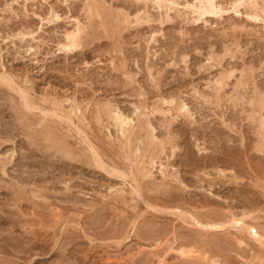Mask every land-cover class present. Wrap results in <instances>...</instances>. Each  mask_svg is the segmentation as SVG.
I'll list each match as a JSON object with an SVG mask.
<instances>
[{
  "label": "rangeland",
  "instance_id": "374dc122",
  "mask_svg": "<svg viewBox=\"0 0 264 264\" xmlns=\"http://www.w3.org/2000/svg\"><path fill=\"white\" fill-rule=\"evenodd\" d=\"M87 1L0 0V72H4L0 73V264H157L162 255H165L166 264H193L170 251L174 244L176 249L182 246L185 249L198 248L197 251L201 249V253L206 251V256L210 253L208 257L219 264H264V246L253 241L247 232L242 234L246 244L239 245L236 240L238 229L229 226L206 232L193 226L192 219L186 214L190 211H210L212 215L217 213L224 217V212L227 214L229 210L238 214L249 210L259 218L253 223L259 226L258 229L261 225L264 228V145L260 148L261 152L256 150L260 138L258 121L248 117L259 113L255 106L254 109L249 104L254 98V89L257 87L256 90L264 95V22L248 18L243 7L241 14L230 11L221 19L211 18L206 23L193 21L192 15L185 14L182 8H179L181 11L176 12L175 9L168 13L162 10L163 14L149 3L147 10L151 20L140 25H128L120 22L122 13L119 11L122 9L123 13L130 15V20L134 19L137 12L133 7L135 1L105 0L100 10L102 16H97L93 8L90 14L89 3L93 7L94 4L92 0ZM232 1L219 0L226 7ZM262 1L258 2L263 5ZM52 8L61 19H52ZM113 14L118 17L115 19ZM165 14H170L171 19ZM105 15L108 19L107 16L103 18ZM74 16L76 18L72 20ZM86 16L91 19H86ZM78 17L82 20L81 24L87 22L86 29L92 33L85 34L81 49L62 51L60 46L64 34L74 27ZM21 33H24V38ZM224 70L231 76L220 92L221 98L217 99L213 82ZM127 75L133 79L130 80ZM2 77L11 78V82L8 81L7 85ZM240 78L246 81L245 84L242 82V86L239 85ZM18 83H21L20 88L28 89L32 107H27L21 99ZM235 91L241 95L236 92V96ZM163 96L185 100L191 109V116L177 117L174 110L167 111L169 106L163 103ZM59 97L67 99L60 102ZM203 98L207 99L206 102ZM54 101L62 104V109L54 107ZM35 102L36 105L40 103V107L37 106L39 110ZM72 102L81 108V112H70L75 107ZM19 103L21 106L17 105ZM107 104L114 109L118 105L117 109L121 112L134 115L137 125L138 120L149 119L159 139H173L163 152H160L161 146L156 149L158 144L150 146L149 155L159 156L161 160L156 159L155 165L146 162L147 168L149 166L153 170V176L147 177L148 180L134 179L138 176L133 174L136 172L134 165H129L133 157L129 153V144L124 142L120 133L115 132V126L111 127L112 123L102 112ZM52 108L57 109V115ZM45 109H49L51 114ZM136 110L139 112L136 113ZM146 110L150 112L147 111L149 118L143 113ZM69 114L73 120L69 121L75 125L66 118ZM21 117L26 118L23 121ZM64 120L68 125L64 124ZM79 128L82 129L80 132ZM7 132L12 133L11 140ZM132 135L131 145H138L134 132ZM51 138L67 144L73 152L76 150L75 160L57 151ZM118 140L122 141L120 146ZM175 143L178 147L172 154L171 144ZM197 144L204 150L199 152ZM120 150L124 154H119ZM95 154L103 162H100L101 167ZM88 155L91 162L87 159ZM123 157L127 161L122 160ZM9 158L10 162L2 166ZM161 161L164 165L170 164L167 170L185 181L187 189H183L177 178L162 179ZM113 167L119 169V178ZM220 170L223 171L221 174ZM106 171L110 174L107 175ZM111 172L112 176H109ZM23 179L24 182L21 181ZM139 183L142 187L139 190L136 188V195L134 187H139ZM110 187L114 190L121 188V193L120 190L112 193ZM20 196V202L16 201ZM149 203L158 205L162 211L152 209ZM173 207L179 210L171 211ZM180 209L183 212L180 213ZM178 211L180 215L171 214ZM133 221L136 224L132 230ZM196 240H199L198 244ZM194 264L205 263L197 260Z\"/></svg>",
  "mask_w": 264,
  "mask_h": 264
},
{
  "label": "bare ground",
  "instance_id": "6f19581e",
  "mask_svg": "<svg viewBox=\"0 0 264 264\" xmlns=\"http://www.w3.org/2000/svg\"><path fill=\"white\" fill-rule=\"evenodd\" d=\"M14 1H16V0H14ZM87 1V0H86ZM89 1V0H88ZM87 1V2H88ZM91 1V0H90ZM89 1V2H90ZM93 1V3L92 4H94V7L91 5V2L89 3L90 4V6H88L89 7V11H91L90 12V14H92L93 12H92V8L94 9V12L96 11V14H97V16H102L101 14V9H102V7H103V5L105 4V0H92ZM109 0H107V2H108ZM119 1V0H118ZM125 1V0H124ZM127 1V0H126ZM132 1H135V3H136V5L135 6H133L134 8L136 7V14H135V17H134V19H132V20H130L129 19V17H130V15L128 14V13H123V11H122V9H120V13H122L121 14V17L122 18H119L121 21V23H122V21L123 22H126V24H128V25H130V24H136V25H140V24H142V23H148L151 19H150V16H149V11L147 10V8H148V5H149V3L151 4H153L154 6H156L159 10H161V12H162V10H166L167 11V13L169 12V10H170V12H171V10L173 11V10H175L176 9V12L177 11H181L179 8H182L185 12V14H187L188 13V16L189 15H192V19H193V21H195V22H199V21H203V22H209L208 21V19H211V18H215V17H219L220 19H221V17L224 15V14H227V12H228V14H230L229 12L230 11H233L234 13H236L237 15L238 14H241L240 12H241V8L243 7L245 10H246V16H248V18H250V19H252V20H255V21H258V20H262L263 22H264V4L262 5V4H260V2H258L259 0H233L232 2H230V4H229V8L228 7H226V6H224L223 4H221L220 2H219V0H194V1H186L185 3H181L179 0H132ZM264 1V0H263ZM262 1V2H263ZM115 2H117V0L115 1ZM86 3V2H85ZM104 3V4H103ZM111 3V2H110ZM264 3V2H263ZM88 4V5H89ZM113 4V3H112ZM117 4V3H116ZM119 4V3H118ZM123 4V3H122ZM260 4V5H259ZM108 5V4H107ZM111 5V4H110ZM125 5V4H124ZM92 6V7H91ZM119 6H122L121 4L119 5ZM86 7H87V5H86ZM111 7V6H110ZM142 7H144V9H142ZM113 8H114V6H113ZM126 8V7H125ZM53 9V8H52ZM154 9V8H153ZM107 10V9H106ZM105 10V11H106ZM150 10V9H149ZM152 10V9H151ZM156 10V9H155ZM88 11V10H87ZM100 11V12H99ZM109 11H110V8H109ZM116 11V10H115ZM118 11H116V12H118ZM132 11V10H131ZM135 11V10H134ZM103 13H104V9H103V11H102ZM107 12V11H106ZM116 12H115V14H116ZM154 12V11H153ZM187 12V13H186ZM56 13V12H55ZM54 13V9H53V16H52V19H54V20H58V18H59V15L58 14H55ZM111 13H112V11H111ZM163 13V12H162ZM165 13V12H164ZM163 13V14H164ZM86 14V13H85ZM110 14V13H109ZM117 14H119V13H117ZM161 14V13H160ZM182 14V13H181ZM227 14V15H228ZM69 15V14H68ZM80 15V14H79ZM86 15H88V13L86 14ZM107 15H108V13H107ZM107 15H105V17H103V18H106V16ZM166 15V14H165ZM170 15V14H169ZM169 15H166V17H168L169 18ZM73 16V15H72ZM92 16H94V15H92ZM112 16H114V14L112 15ZM117 15H115L114 16V18L116 17ZM154 16V15H153ZM171 16V15H170ZM85 17V16H84ZM90 17H91V15H90ZM89 17V19H91ZM95 17H96V15H95ZM118 17V16H117ZM120 17V16H119ZM159 17V16H158ZM163 17V16H162ZM166 17L164 18V20L166 19ZM71 18V17H70ZM73 18H76V16H74V17H72V20H73ZM98 17H96V19H97ZM101 18V17H100ZM99 18V19H100ZM111 18H113V17H111ZM132 18V17H131ZM176 18V17H175ZM59 19H61V18H59ZM78 20H76V23L74 24V27H72V29H68V31H66L65 32V34H64V38L62 39L63 41H62V44H61V48L60 49H62V51H65V52H73V51H75V50H77L78 48L79 49H81L82 48V46H83V42H82V40L84 39V36H85V34L86 35H90L92 32L90 31V30H87L86 28H87V26H86V24H87V22L86 23H84V22H82V24H84V25H82L81 23H80V21H82L81 19L79 20V17L77 18ZM84 19V18H83ZM86 19H88L87 18V16H86ZM85 19V20H86ZM88 19V20H89ZM107 19H108V16H107ZM106 19V20H107ZM116 19V18H115ZM118 19V18H117ZM169 19H171V17L169 18ZM169 19H167V21L169 20ZM84 20V21H85ZM249 20V19H248ZM251 20V21H252ZM71 21V20H70ZM91 21H93V20H91ZM103 21H104V19H103ZM116 21V20H115ZM172 21V20H171ZM190 21V20H189ZM218 21V20H217ZM47 22V21H46ZM72 22H74V21H72ZM162 22V21H161ZM92 23V22H91ZM105 23V22H104ZM103 23V24H104ZM108 23V22H107ZM170 23V22H169ZM102 23H101V25H103ZM94 25V24H93ZM96 25V24H95ZM100 25V24H99ZM99 25H98V27H99ZM235 25V24H234ZM104 26V25H103ZM107 26V25H106ZM89 27V26H88ZM91 27V26H90ZM90 29H93V27H91ZM118 29V28H117ZM85 30L87 31V33L85 32ZM126 30V29H125ZM107 31V30H106ZM33 33L35 32V31H32ZM26 33V32H25ZM28 33V32H27ZM109 33V32H108ZM107 33V34H108ZM20 34V33H19ZM22 35L24 34V33H21ZM29 34V33H28ZM110 34V33H109ZM108 34V35H109ZM26 36H27V34H26ZM34 36V35H33ZM23 38H24V35L22 36ZM30 37H32L31 36V34H30ZM34 38L35 37H33V40H34ZM90 38V37H89ZM156 38V37H155ZM155 40V39H154ZM81 47V48H80ZM123 47V46H122ZM150 47V46H149ZM32 48V47H31ZM84 48V47H83ZM111 50V49H110ZM125 50V49H124ZM64 52V53H65ZM110 53V52H109ZM227 54H228V52H227ZM212 55V54H211ZM210 55V56H211ZM215 56V55H214ZM216 58H218V56L216 57ZM129 60V59H128ZM186 60V59H185ZM184 60V61H185ZM211 61H213V59H212V57H211V59H210ZM214 62V61H213ZM218 63L220 62V61H217ZM112 63V62H111ZM216 65H217V63H215ZM220 64V63H219ZM149 65V64H148ZM151 66V65H150ZM212 66V65H211ZM215 66V65H214ZM155 67V66H154ZM229 69V68H228ZM231 70V69H230ZM233 70V69H232ZM227 71V70H226ZM226 71L224 70V73H222L221 74V76H218V77H216L215 78V82H213V83H215V88H214V91H216V98L217 99H219V98H221L220 97V92L221 91H223L225 88V84H226V86H227V82H226V80L231 76L230 74H228V72L226 73ZM235 71V70H234ZM249 71V70H248ZM250 71H252V70H250ZM126 72V71H125ZM128 72V71H127ZM126 72V73H127ZM253 72V71H252ZM0 73H4V72H0ZM9 73V72H8ZM125 73V74H126ZM249 73H251V72H249ZM6 74H7V72H6ZM232 74V73H231ZM9 75V74H8ZM130 75V74H129ZM251 75V74H250ZM4 76H7V75H4ZM128 76V75H127ZM244 76V75H243ZM248 76V75H247ZM8 77V76H7ZM11 77V76H10ZM9 77V78H10ZM14 77V76H13ZM88 77V76H87ZM128 77H130V76H128ZM242 77V76H241ZM126 78V77H125ZM251 78H252V76H251ZM254 78V77H253ZM0 79H1V76H0ZM133 79V77H130V80H132ZM157 79V78H156ZM230 79V78H229ZM240 79H242V78H240ZM240 79H239V85H241L242 84V82H243V79H242V81L240 82ZM2 80H3V82H5L7 85H8V81L9 82H11V78H10V80L9 79H7V78H4V77H2ZM210 80V79H209ZM247 80H249V79H247ZM253 80V79H252ZM15 81V80H14ZM152 81V80H151ZM159 81H160V79H159ZM254 81V80H253ZM252 81V82H253ZM3 82H2V84H3ZM244 82H246V81H244ZM243 82V84H245ZM10 84V83H9ZM11 84H13V82L11 83ZM15 84V83H14ZM19 84H21V83H18L17 85L19 86L17 89H21V91H19L20 92V94H21V92H22V94H21V99H23L24 100V102H25V105L27 106V107H32V103H30L31 102V96L30 95H28V89L27 90H25V89H22V88H20L21 86L19 85ZM23 84V83H22ZM208 84H209V82H208ZM238 84V83H237ZM5 85V84H4ZM6 85V86H7ZM164 85V84H163ZM254 85H255V82H254ZM1 86H3V85H1ZM10 86H12V85H10ZM10 86H8V87H10ZM15 86H16V84H15ZM25 86V85H24ZM27 86H28V82H27ZM134 86V85H133ZM156 86V85H155ZM154 86V87H155ZM242 86V85H241ZM240 86V87H241ZM244 86V88H245V85H243ZM5 87V86H4ZM162 87V86H161ZM237 87V86H236ZM12 89H14L13 88V86L11 87ZM25 88H27V87H25ZM257 88V87H256ZM256 88L254 89L255 91H257V92H255L254 91V98L253 99H251L250 100V103L249 104H251V106L253 107V106H255L256 107V111H258L259 113H258V115H255V114H251V112H250V116H248V117H250L251 119H257V121H258V132H259V136H260V138H259V141H257L258 143L256 144V150H258V151H260L261 152V146L262 145H264V114H263V110H264V95L262 94V93H259L258 92V90H256ZM12 89H10L11 91H12ZM16 89V90H17ZM32 90H33V88H31ZM30 89V87H29V90H31ZM195 89V88H194ZM197 89V88H196ZM216 89V90H215ZM235 89V88H234ZM31 90V91H32ZM155 90H156V88H155ZM198 90V89H197ZM246 90V89H245ZM200 91V90H199ZM237 91H238V89H237ZM237 91H235V94H236V92ZM244 91V90H243ZM242 91V92H243ZM247 91V90H246ZM15 92V91H14ZM158 92V91H157ZM170 92V91H169ZM168 92V93H169ZM201 92V91H200ZM225 92V91H224ZM241 92V91H240ZM30 93V92H29ZM35 93V92H34ZM173 93V92H172ZM194 93H195V90H194ZM36 94V93H35ZM141 94V93H140ZM144 94V93H143ZM181 94V93H180ZM193 94V93H192ZM197 94H198V91H197ZM201 94H203V93H201ZM237 94H238V92H237ZM237 94H236V96H237ZM248 94V93H247ZM40 95H43V93H41ZM49 95V94H48ZM142 95V94H141ZM167 95V94H166ZM204 95H206V93L204 94ZM212 95V94H211ZM238 95H241V94H238ZM28 96L30 97V99L28 98ZM47 96V95H46ZM50 96V95H49ZM49 96H47L48 97V99H49ZM56 96H57V94H56ZM142 96H145V94L144 95H142ZM155 96V95H154ZM160 96V95H159ZM192 96V95H191ZM201 96V95H200ZM208 96V95H207ZM207 96H205V97H207ZM213 96V95H212ZM247 96V95H246ZM20 97V96H19ZM34 97V96H33ZM32 97V98H33ZM43 97V96H42ZM45 97V96H44ZM43 97V98H44ZM50 97H55V96H50ZM67 97V96H66ZM194 97H196V96H194ZM203 97V96H202ZM5 98V97H4ZM38 98L39 97H37L36 99L38 100ZM60 98V97H59ZM109 98V97H108ZM111 98V97H110ZM143 98H145V97H143ZM161 98V97H160ZM180 98V97H179ZM184 98V97H183ZM199 99H200V97H198ZM197 98V99H198ZM209 98V97H208ZM234 98H236V97H234ZM240 98H242V97H239V99ZM20 99V98H19ZM55 99H56V97H55ZM54 99V100H55ZM61 99V98H60ZM64 99H65V97L63 98V99H61L60 100V102L61 101H64ZM67 99V98H66ZM65 99V100H66ZM74 99V98H73ZM73 99H72V101H73ZM84 99V98H83ZM213 99V98H212ZM216 99V100H217ZM41 100H42V98H41ZM53 100V99H52ZM57 100H58V98H57ZM87 100V99H86ZM203 100V102L205 101V100H207V99H202ZM201 100V101H202ZM209 101L211 100V99H208ZM15 101V100H14ZM13 101V102H14ZM34 101V98L32 99V102ZM40 101V100H39ZM45 101H47L46 99H45ZM50 101V100H49ZM84 100H82V102H83ZM87 101H89V100H87ZM91 101H92V99H91ZM99 101V100H98ZM104 101V100H103ZM109 101H111V100H109ZM162 101H163V103L164 104H167L168 106H169V108H167V111H175L176 113H177V117H179L180 115L181 116H184V117H189V116H191V109H190V107H188V104H187V102L185 101V100H183V99H181L180 98V100L179 101H177V98L175 99L174 97H170L169 99H167V98H165L164 96L162 97ZM218 101V100H217ZM220 101V100H219ZM12 102V101H11ZM43 102V104H44V101H42ZM68 102V101H67ZM76 102H78V101H76ZM80 102V101H79ZM85 102V101H84ZM83 102V103H84ZM112 102V101H111ZM110 102V103H111ZM144 102V101H143ZM155 102V101H154ZM206 102V101H205ZM211 102H212V100H211ZM239 102V101H238ZM247 102V101H246ZM73 103V102H72ZM90 104H91V102H89ZM95 103V102H94ZM101 103V102H100ZM103 103V102H102ZM105 103V102H104ZM113 103V102H112ZM135 103V102H134ZM208 103V102H207ZM240 103V102H239ZM241 103H242V101H241ZM16 104V103H15ZM34 104V103H33ZM40 104V103H39ZM39 104L38 105H36V102H35V106L37 107H40L39 106ZM52 104H53V106L54 107H56V108H61L62 107V104H60V103H58V101H54V102H52ZM67 104V103H66ZM74 104V106H75V102L73 103ZM89 104V105H90ZM115 104V103H114ZM136 104V103H135ZM194 104V103H193ZM210 104V103H209ZM17 105H20V103L19 104H17ZM68 105H71V104H68ZM78 105V104H77ZM81 105V104H80ZM83 105V104H82ZM98 105V104H97ZM101 105V104H100ZM105 105V104H104ZM152 105V104H151ZM150 105V106H151ZM216 105H217V103H216ZM237 105H238V103H237ZM236 105V106H237ZM243 105V104H242ZM21 106V105H20ZM26 106H24V107H26ZM95 106H96V104H95ZM101 106H103V105H101ZM142 106V105H141ZM160 106H161V104H160ZM210 106V105H209ZM214 106H215V104H214ZM235 106V105H234ZM26 107V109H28ZM37 107V109L39 110L40 108H38ZM65 107V106H64ZM97 107V106H96ZM115 107H117V108H119L118 107V105L117 106H115ZM137 107V106H136ZM138 107H140V106H138ZM243 107H244V105H243ZM18 108V107H17ZM23 108V107H22ZM42 108H44V107H42ZM48 108H50V107H48ZM65 108H67V107H65ZM64 108V109H65ZM69 109H70V107H68ZM72 108V107H71ZM91 108H92V106H91ZM102 109H103V107H101ZM117 108H113V106L111 105V104H107V106H105L104 107V111H102V112H105V113H103V114H105V115H107V117H108V120H110V122L112 123V125H111V127L114 125L115 126V128H116V130L117 131H115V132H118V133H120L121 135H122V137H124V139H125V141H124V139L122 140V141H124V142H126V144L129 146L128 147V149H130L129 150V153H132L131 155L133 156H131L132 157V164H129V165H134V168L136 169L135 171L136 172H133V174L135 175V176H138V177H136V178H134L133 176V178L134 179H141V178H146L147 179V177H150V176H153V172H151V170L152 169H149L150 167L148 166V168H147V166H146V162L148 161L149 162V165L151 164V165H153L154 164V162L156 161V159H159V160H161V158L159 157V156H154V155H149L150 154V146H154L155 144L157 145L158 144V147H156V149L157 148H159V146H161L160 148L162 149V151H161V149H160V152H163L164 151V149L165 148H167L166 147V145L167 144H169L173 139L170 137V138H167V139H159V137L157 136V135H155V131H156V129H155V126L154 125H152L150 122H148V120L149 119H146V120H144V121H147V122H144V121H142L143 120V118H142V116H140L141 118H142V120L141 121H139L138 120V125L136 124V119L133 117V116H130V115H127L126 113H123V112H121L120 110H118ZM144 108H146V107H144ZM211 108V107H210ZM217 108V107H216ZM254 108V107H253ZM253 108H251V111H253V112H256V111H254L253 110ZM34 109V108H33ZM52 109H54V108H52ZM62 109V108H61ZM63 109V110H64ZM87 109H88V105H87ZM86 109V110H87ZM97 109H98V107H97ZM148 109V108H147ZM218 109V108H217ZM225 109V108H224ZM255 109V108H254ZM16 110V109H15ZM20 110V109H19ZM25 110V109H24ZM32 110V109H31ZM35 110V109H34ZM46 110V109H45ZM49 110V109H48ZM48 110H46L45 112L46 113H48L47 111ZM80 110V112H81V108L79 107V106H75L74 108H72L71 109V113H78V111ZM85 110V111H86ZM140 110H143V108L141 109L140 108ZM159 110V109H158ZM227 110V109H226ZM245 110V109H244ZM41 111V110H40ZM54 113H55V115H57V113H56V111H57V109H54V110H52ZM66 111V113H67V110H65ZM91 111V110H90ZM148 110H146V112L144 111H142L143 113H145V115H146V117H148V112H147ZM152 111H154V110H152ZM155 111H157V110H155ZM160 112L161 111H163V110H159ZM166 111V110H165ZM17 112V111H16ZM20 112H22V111H20ZM24 112V111H23ZM22 112V114H24ZM64 112V111H63ZM79 112V113H80ZM83 112H84V110H83ZM82 112V113H83ZM139 112V111H138ZM137 112V110H136V113H138ZM164 112V111H163ZM227 112V111H226ZM41 113V112H40ZM49 113L51 114V112H50V110H49ZM53 113V114H54ZM98 113H100V112H98ZM147 113V114H146ZM150 113V112H149ZM156 114V112H153V114ZM164 113H166V112H164ZM242 113V112H241ZM21 114V113H20ZM26 114V113H25ZM42 114H44L45 115V113H44V111H43V113ZM49 114V115H50ZM60 114V113H59ZM64 114V113H63ZM133 114V113H132ZM135 114V113H134ZM159 114V113H158ZM166 114H169V112H167ZM173 114V113H172ZM83 115V114H82ZM95 115H97V112H96V114ZM136 115V114H135ZM139 115H141V114H139ZM24 116V115H23ZM26 116H28V115H26ZM40 116V115H39ZM42 116V115H41ZM47 116H48V114H47ZM51 116V115H50ZM62 116V115H61ZM64 116V115H63ZM80 116H81V114H80ZM85 116V115H84ZM100 116V115H99ZM138 116V115H137ZM164 116V115H163ZM172 116V115H171ZM173 116H175V115H173ZM231 116V115H230ZM56 117V116H55ZM54 117V118H55ZM65 117V116H64ZM95 117H97V116H95ZM133 117V118H132ZM144 117V116H143ZM186 117V118H187ZM245 117V116H244ZM22 119H23V117H21ZM26 117H24V119H25ZM57 118V117H56ZM66 118H69L68 119V121L69 120H72V118H71V115L69 114V117L68 116H66ZM75 118H76V116H75ZM136 118H138V117H136ZM149 118V117H148ZM174 117H172V120L173 121H175L174 119H173ZM185 118V119H186ZM24 119H23V121H24ZM44 119H46V117L44 118ZM43 119V120H44ZM61 119V118H60ZM77 119V118H76ZM81 119H84V117L83 118H81ZM96 120H97V118H95ZM99 119H100V117H99ZM140 119V118H139ZM179 119V118H178ZM21 120V119H20ZM27 120V119H26ZM37 120V119H36ZM42 120V119H41ZM62 120V119H61ZM67 120V119H66ZM78 120V119H77ZM101 120V119H100ZM107 120V119H106ZM187 120V119H186ZM46 121V120H45ZM65 121V120H64ZM73 121V120H72ZM72 121H69L70 123H73ZM98 121V120H97ZM136 121V122H135ZM152 121V120H151ZM167 121V120H166ZM55 122H57V120L55 121ZM63 122V121H62ZM67 121H65V123L64 124H67L68 125V122L66 123ZM78 122H79V120H78ZM88 122V121H87ZM91 122V121H90ZM101 122H102V120H101ZM109 122V121H108ZM256 122V121H255ZM39 123V122H38ZM37 123V124H38ZM43 123V122H42ZM41 123V124H42ZM45 123V122H44ZM54 123V122H53ZM57 123H60V122H57ZM92 123V122H91ZM98 123V126H99V122H97ZM257 123V122H256ZM31 124V123H30ZM35 124V123H34ZM79 124H80V122H79ZM109 124V126H110V123H108ZM168 124V123H167ZM32 125V124H31ZM72 125H75L74 123L72 124ZM28 127L30 126V125H27ZM33 126V125H32ZM41 126V125H40ZM80 126H81V124H80ZM82 126H84V125H82ZM101 126V125H100ZM105 126V125H104ZM113 126V127H114ZM138 126V130H136L135 131V127H137ZM31 127V126H30ZM29 127V128H30ZM87 127H89V126H87ZM106 127V126H105ZM22 128V127H21ZM23 128H25V126L23 127ZM22 128V129H23ZM27 128V127H26ZM44 128V127H43ZM72 128V127H71ZM77 128V126H75V130H77L76 129ZM103 128V127H102ZM108 128V127H107ZM106 128V129H107ZM109 129V128H108ZM65 131H66V129H64ZM68 130H69V128H68ZM74 130V129H73ZM80 130H82V129H78V131L80 132ZM169 130V129H168ZM25 131V130H24ZM84 131V130H83ZM101 131V130H100ZM111 131V130H110ZM165 131V130H164ZM170 131V130H169ZM70 132V131H69ZM133 132H134V136L136 137H134L135 138V141L137 140L138 141V145L136 144H132L131 145V142H130V140H131V135L133 134ZM10 134V139L9 140H11V134L12 133H10V132H7V134ZM83 133H85V132H83ZM102 133V132H101ZM136 133H137V135H136ZM165 133V132H164ZM170 133V132H169ZM6 134V133H5ZM6 134V135H7ZM9 134H8V136H9ZM77 134V133H76ZM110 134V133H109ZM131 134V135H130ZM257 134V133H256ZM67 135V134H66ZM79 135V134H78ZM169 135V134H168ZM133 136V135H132ZM173 136H175V135H173ZM64 137V136H63ZM62 137V138H63ZM70 137V136H69ZM86 137V136H85ZM84 137V138H85ZM178 137V136H177ZM73 138V137H72ZM81 138V137H80ZM176 138V137H175ZM46 139V138H45ZM81 139H83V138H81ZM111 139H113V138H111ZM116 140H117V138H115ZM133 139V138H132ZM49 140V139H48ZM47 140V141H48ZM51 142L53 143V144H55L57 147H56V149H57V151H61L62 152V154L64 155V157H69L70 158V160H75L74 158H75V156H74V153L76 154L77 153V151L75 150V152H73L69 147H67L65 144H62V143H59L58 141H55L53 138H51ZM57 140V139H56ZM78 140V139H77ZM84 140V139H83ZM89 140V139H88ZM171 140V141H170ZM44 141H46V140H44ZM86 142H87V140H85ZM90 141V140H89ZM121 141V140H120ZM119 140H118V142H119V146H120V143L122 142H120ZM134 141V140H133ZM132 141V142H133ZM60 142H62V141H60ZM65 142H67V141H65ZM79 142H80V140H79ZM4 143V142H3ZM80 143H83V145H84V141L83 142H80ZM88 143V142H87ZM91 143V142H90ZM89 143V144H90ZM117 143V142H116ZM142 143H144V145L142 144ZM198 143V142H197ZM86 144V143H85ZM88 144V145H89ZM125 143H123V145H124ZM143 146H142V145ZM160 144V145H159ZM93 145V144H92ZM131 146L133 147L132 148V150H131ZM142 146V147H141ZM197 146L199 147L198 149H199V152L201 151V147L202 146H200V145H198L197 144ZM86 147V146H85ZM89 148H90V146H88ZM113 147V146H112ZM124 147H125V145H124ZM177 145H176V143L175 144H171V152H172V154H174V152H175V150L177 149ZM251 147V146H250ZM54 148V147H53ZM52 147H51V149H53ZM92 148V150L94 151V149H93V146L91 147ZM120 149V148H119ZM122 149V151H123V148H121ZM87 150V149H86ZM90 150V149H89ZM151 150H152V148H151ZM167 150V149H166ZM165 150V151H166ZM202 150H204V147H203V149ZM206 150V149H205ZM82 151V150H81ZM88 151V150H87ZM93 151L91 152V153H93ZM121 150L119 151V154H120V152L122 153V154H124L123 152H122ZM169 151V150H168ZM167 151V152H168ZM208 151V150H207ZM206 151V152H207ZM126 152V151H125ZM204 152V151H203ZM79 153V152H78ZM86 153H88V152H86ZM127 154V153H126ZM125 154V155H126ZM166 154V153H165ZM168 154V153H167ZM208 154V153H207ZM215 154V153H214ZM262 154V153H261ZM79 155H80V153H79ZM92 155V154H91ZM96 155V154H95ZM93 156V155H92ZM117 158H118V155H115ZM122 156V155H121ZM129 156V155H128ZM172 156V155H171ZM11 157H13V156H10V158ZM82 157V156H81ZM88 157H90V155H88L87 156V159H88ZM94 157V156H93ZM93 157H92V159H93ZM98 156L96 155L95 156V158H97ZM130 157V156H129ZM10 158H9V161L6 159V161L7 162H4L3 163V165L2 166H4L5 164L7 165V163L8 162H10ZM80 158V157H79ZM127 158V157H126ZM144 158H148V160H145ZM98 159V158H97ZM125 158L123 157V159L122 160H124ZM167 159V158H166ZM165 159V160H166ZM169 159H171V158H169ZM173 159V158H172ZM231 159V158H230ZM90 160V162H91V159H88V161ZM129 160L131 161V159L129 158ZM164 160V159H163ZM1 161V160H0ZM78 161V160H77ZM87 161V162H88ZM95 161V160H94ZM94 161H92V162H94ZM98 165H99V167H101V165H100V162H101V164L103 163L102 162V160L99 158L98 159ZM124 161H127V160H124ZM90 162H89V165H90ZM97 162V161H96ZM159 163V162H158ZM169 163H171V161L169 162ZM235 163V162H234ZM160 164L165 168V169H163V167L162 168H160L159 170L161 171V174L163 175V177H162V179L164 178V180L168 177H170V178H177V180L179 181H177L178 183H180L181 185H183L182 187H183V189H187V185H184V183H185V181H183V180H181V178H179V176H175V174L172 172V174L167 170V169H169L168 167H169V165L170 164H166V165H164V163L161 161L160 162ZM155 165V164H154ZM95 166H96V163H95ZM106 166V165H105ZM112 166V165H111ZM130 166V168H132ZM98 167V166H97ZM109 167V166H108ZM126 167V166H125ZM124 167V168H125ZM152 167V166H151ZM161 167V166H160ZM238 167H239V165H238ZM107 168V167H106ZM106 168H104V169H106ZM112 168V167H111ZM114 169H116L115 167H113ZM153 168V167H152ZM154 168H156L157 169V167H155L154 166ZM153 168V169H154ZM214 168V167H213ZM258 168V167H257ZM108 169V168H107ZM232 169H233V167H232ZM109 170V169H108ZM130 170H132V169H130ZM174 170V169H173ZM116 171V177H118L119 178V169H116L115 170ZM125 171V170H124ZM123 170H120V172H124ZM153 171V170H152ZM177 171V170H176ZM202 171V170H201ZM104 172H105V170H104ZM109 172V171H108ZM112 172H113V170H112ZM112 172H111V175H109V176H112ZM217 172V171H216ZM215 172V173H216ZM223 171L222 170H220V174L222 173ZM119 173V174H118ZM126 173V172H125ZM130 173V172H129ZM106 174L108 175V174H110V172L109 173H107V171H106ZM121 174H123V173H121ZM124 176H126L125 174H123ZM130 175V174H129ZM128 175V176H129ZM114 176V175H113ZM123 176V177H124ZM204 176V175H203ZM152 178V177H151ZM234 178H236V177H234ZM239 178V177H238ZM22 179V178H21ZM154 179V178H153ZM211 179V178H210ZM142 180V179H141ZM140 180V181H141ZM145 180V179H144ZM148 180V179H147ZM163 180V182H165ZM176 180V179H175ZM200 180H201V178H200ZM21 181H25L24 179L23 180H21ZM131 181V180H130ZM143 181V180H142ZM141 181V182H142ZM167 181V180H166ZM236 181V180H235ZM126 182V181H125ZM135 182H139V180L137 181V180H135ZM140 182V183H141ZM202 182H203V179H202ZM131 183V182H130ZM133 183H134V180H133ZM140 183L138 184V185H140ZM152 183V182H151ZM68 184V183H67ZM135 184V183H134ZM137 184V183H136ZM135 184V185H136ZM163 184V183H162ZM162 184H160V185H162ZM216 184V183H215ZM66 185V184H65ZM154 185V184H153ZM208 185H210V187H213L212 186V184L211 183H209ZM214 185V184H213ZM131 186V185H130ZM137 186V185H136ZM167 186V185H166ZM67 187V186H66ZM115 187H117V186H113V188H115ZM133 187V186H132ZM131 187V188H132ZM140 187H142L141 185L139 186V187H134V192H136V195H137V189L136 188H138V190H139V188ZM189 187V186H188ZM159 188H160V186H159ZM166 188V187H165ZM202 188H204V186H202ZM67 189V188H66ZM110 190H113V192L112 193H114V191H115V193L116 192H119V190H120V193H121V188L120 189H118V188H116L115 190L114 189H112V187H110ZM141 191H142V188L140 189ZM203 190V189H202ZM210 190V189H209ZM131 192V191H130ZM133 192V191H132ZM142 193V192H141ZM190 193V192H189ZM209 193V192H208ZM213 193V192H212ZM135 194V193H134ZM143 194H144V192H143ZM143 194H141V195H143ZM211 194V193H210ZM132 195V194H131ZM139 195H140V193H139ZM157 195V194H156ZM162 196V195H161ZM208 196V195H207ZM140 197V196H139ZM20 199H21V196L20 197H18V198H16V201H19L20 202ZM133 201V200H132ZM140 201V200H139ZM175 203L177 202V201H174ZM133 203V202H132ZM178 203V202H177ZM133 204H135V203H133ZM168 204V203H167ZM170 204H172V203H170ZM148 205H150L151 206V208L152 209H156V210H158V211H162L160 208L161 207H159L158 205H152V204H148ZM147 205V206H148ZM166 205V204H165ZM250 206H252V205H250ZM264 206V205H263ZM196 207V206H195ZM262 207V206H261ZM165 209V208H164ZM175 209V207H173L172 209H171V211H177V210H179V208L177 207L176 208V210H174ZM202 209H204L203 207H202ZM252 209V208H251ZM199 210V209H198ZM228 210V209H227ZM248 210V209H247ZM257 210H259V209H257ZM256 210V211H257ZM226 211V210H225ZM238 211V210H237ZM181 212H183L181 209H180V213ZM263 212V211H262ZM179 213V211L177 212V213H171L172 215L173 214H177V215H180V214H178ZM226 212H224V217L223 216H219V215H216V214H211V212L209 211V212H197V213H194V212H187L186 214L188 215V216H190V218L192 219V221H193V226H197V227H199L200 229H202V230H204V231H210V230H219V229H224V228H227V227H231L232 229L233 228H235V229H238V232H239V236L238 235H236L237 236V238H236V240H237V243L239 244V245H243V244H246V242H245V237L243 236L244 235V233L245 232H247L248 233V235H249V237L253 240V241H255L258 245H260V246H264V230H262V229H264L263 227H262V225H261V228H259L258 229V225L257 224H255V223H253V221H255L256 219L257 220H259V218H258V216H255V215H253V212H250L249 210H248V212L247 211H244L243 213H241V214H238V213H236V212H233V211H228V213L227 214H225ZM257 214V213H256ZM184 215V214H183ZM186 215V216H187ZM220 215H221V213H220ZM182 217V216H181ZM184 217V219H185V216H183ZM218 217H221V218H218ZM4 218V217H3ZM6 218V217H5ZM188 218V217H187ZM1 220V219H0ZM261 220H263V219H261ZM135 224H136V221H133L132 222V225H131V227H132V230H133V228L135 227ZM169 224V223H168ZM80 225V224H79ZM82 225V224H81ZM151 225H155V224H151ZM162 225V224H161ZM160 225V226H161ZM260 225V224H259ZM153 228V227H152ZM167 228V227H166ZM196 228V227H195ZM155 230H157V229H155ZM163 230H165V229H163ZM199 230V229H198ZM166 232H167V230H165ZM176 232L178 231V230H175ZM197 231V230H196ZM225 231V230H224ZM169 233V232H168ZM179 233V232H178ZM211 233H214V232H211ZM236 233V232H235ZM156 234V233H155ZM159 234H161V233H159ZM165 234V233H164ZM188 233H186V235H187ZM190 234V233H189ZM203 234V233H202ZM207 234V233H206ZM243 234V235H242ZM158 235V234H157ZM215 235V234H214ZM156 236V235H155ZM160 236V235H159ZM165 236V235H164ZM198 236H200V235H198ZM186 236H184V238H185ZM196 237V236H195ZM183 238V237H182ZM193 238V237H192ZM197 238V237H196ZM166 239V238H165ZM177 239H179V238H177ZM186 239V238H185ZM184 239V240H185ZM188 239V238H187ZM176 240V239H175ZM193 240L191 239V242H192ZM195 241V240H194ZM199 241V240H198ZM198 241L196 240V242H197V244H198ZM181 243V242H180ZM194 243V242H193ZM171 244V243H170ZM177 244V243H176ZM179 244V243H178ZM167 245V244H166ZM182 245H183V243H182ZM191 245V244H190ZM194 245V244H193ZM199 245H202V244H199ZM155 246H157V245H155ZM168 246V245H167ZM174 247H175V244L173 245ZM171 247L170 248V251H174V252H176L177 253V256L178 257H180L181 259H183V260H185L187 263H196L197 262V260H201L203 263H205V264H208V263H214V264H219L218 263V261H216L215 259H213L212 257L210 258V257H208V254H210V253H208L207 254V256H206V254L205 253H207L206 251L205 252H203V253H201V252H199V251H201V249H199V251H197L198 250V248H196L197 250H194V249H185V248H182V246H180L181 248H178V249H176V248H174V247ZM192 246V245H191ZM183 247H186L185 245L183 246ZM190 247V246H189ZM154 250V249H153ZM169 251V252H170ZM142 252H143V250H142ZM264 252V251H263ZM155 254V253H154ZM214 254V253H213ZM215 255V254H214ZM165 256V255H164ZM163 255L162 256H160V260H159V262H157V264H166V262H167V260H166V258L164 257ZM175 256V255H174ZM176 258V257H175ZM159 259V258H158ZM180 262V261H179ZM184 264V263H183ZM262 264V263H261Z\"/></svg>",
  "mask_w": 264,
  "mask_h": 264
}]
</instances>
